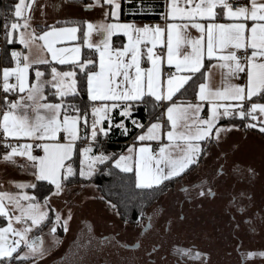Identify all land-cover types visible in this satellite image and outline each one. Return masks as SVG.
<instances>
[{"label": "snow or ice", "instance_id": "obj_1", "mask_svg": "<svg viewBox=\"0 0 264 264\" xmlns=\"http://www.w3.org/2000/svg\"><path fill=\"white\" fill-rule=\"evenodd\" d=\"M32 2L19 0L15 5L14 15L23 23L12 22L10 28L6 25V40L12 43L14 33L23 28L24 32L18 37L21 44L30 47L31 43L41 41L51 61L60 65L71 63L72 68L60 71L52 66L50 80L44 79L46 73L36 68L35 79L30 80L29 68L33 63L49 64L50 61H32L29 55L12 51L15 66L2 69L5 95L0 100V130L5 146L10 148L3 154V160L15 162L16 156L26 157L31 162L35 180L55 186V193L50 192L49 196L58 195L63 183L75 175L72 159L79 141H88L79 148L81 177L92 176L98 165L107 162L119 173L126 174L120 176L105 168L110 175L118 176L121 187H131L142 196L153 197L197 165L200 156L207 155L204 144L210 143L213 136L219 140L221 133L228 130L218 125L219 120L235 116L256 120V114L264 116V103L252 102L254 97L264 99V2L260 0H249V4L235 7L229 0H166V12L161 13L165 26L120 22V0H94L97 6H107L102 21L95 24L84 21L86 28L83 29L79 25L49 26L39 35L35 30L28 33L30 16L25 15V9L30 10ZM218 8L232 22H216L220 14ZM197 18L206 23L196 22ZM176 20L184 22L176 23ZM247 21H252L250 27ZM189 26L200 35L189 36ZM80 31H83V46L94 49L98 59L84 58L79 43L57 47L64 41L78 40ZM93 33L100 36L98 42L90 39ZM119 33L127 37L122 47L112 43V37ZM158 45L160 51L156 52ZM205 57L216 63L209 65V71L202 72ZM145 63L148 67H144ZM165 63L175 70L165 75ZM212 68L220 70L215 85ZM78 73L86 81L87 103L83 108L76 99L80 95ZM241 74H246L244 84L235 82ZM10 77H15L17 83H10ZM48 86L55 89V102H46ZM190 88L194 99L176 102L175 97L187 96ZM8 93H17L16 99H9ZM148 103L153 110L161 108L162 116L145 126L131 116V110L135 104ZM205 108L206 115H202ZM116 109L123 118L115 127L126 135L129 130L125 119H132L135 127L142 130L135 137L139 143L129 145L126 154L114 156L101 151L92 155L93 145L99 142L100 136L106 137L112 130L111 113ZM105 121L108 127L104 126ZM261 124L264 125V121ZM257 126L255 123L246 125ZM260 131L264 132V126H260ZM9 138L17 141L27 138L33 143L13 145L8 142ZM152 141L159 145L156 150L148 143ZM34 147L43 154L34 155ZM16 187L36 189L39 185L16 184ZM205 194L203 190L199 193ZM207 194H211V189ZM49 196H45L41 204L35 193L0 191V217L6 219L0 226V264H25L29 260L37 264L43 258L48 250L43 235L32 236L31 233L43 226L50 212L56 211L48 207ZM107 203L117 209L111 200ZM116 214L120 215L119 211ZM70 219L71 214L62 217L56 212L55 223L49 229L52 238L49 248L59 242L57 225L63 220L60 226L67 232ZM177 252L181 256H192L190 249ZM201 255L207 257L206 253L195 254L197 258ZM259 255L264 256V252Z\"/></svg>", "mask_w": 264, "mask_h": 264}, {"label": "flooded vegetation", "instance_id": "obj_2", "mask_svg": "<svg viewBox=\"0 0 264 264\" xmlns=\"http://www.w3.org/2000/svg\"><path fill=\"white\" fill-rule=\"evenodd\" d=\"M224 180L226 177L222 176L200 177L184 183L176 193L163 191L133 223L121 221L118 227L100 231L89 225L68 240L67 232L63 231L60 249L54 247L37 262L263 264L264 256L259 253L264 252V247L254 246L258 243L257 207L252 209L256 203L248 202L251 195H244L242 191H220L226 189ZM208 189H211L210 195ZM201 190L206 193L204 196L199 195ZM146 224L150 227L144 228ZM244 232L254 239L246 241ZM32 236H40V231H34ZM178 249H190L192 256H181ZM250 252L254 255L248 256ZM196 253H206L207 257L197 258Z\"/></svg>", "mask_w": 264, "mask_h": 264}, {"label": "rangeland", "instance_id": "obj_3", "mask_svg": "<svg viewBox=\"0 0 264 264\" xmlns=\"http://www.w3.org/2000/svg\"><path fill=\"white\" fill-rule=\"evenodd\" d=\"M89 5H95L94 0H91ZM106 8L107 6L103 7L104 11ZM95 20L94 23L102 21L101 19ZM245 110H247V108ZM222 121L228 122L222 123ZM261 121L262 120L258 117L256 120H252L251 117L241 119L239 116L219 120V123L217 122L218 125H224L228 127V130L221 133L219 140L213 136L211 142L207 143V155H205L203 161L200 163V167L190 176L176 180L173 186L166 189L167 191L176 193L179 191L181 185L184 183L187 184L195 178L226 177V180H224L226 189L221 188L220 191H242L244 195H251L248 202L253 201V203H256V205L252 207L253 210L257 207L258 213V231L256 233L258 243L254 244L255 247H264V137L256 131V129L262 126ZM235 122H237V125L231 127ZM252 123L258 126L255 128L246 127V125ZM79 161L80 157L77 161V165L73 164L75 173L77 174H79L80 168ZM249 169H251V171H249ZM73 185L75 186L67 188L62 196L54 197L52 200V204L54 205H51L49 201L48 207L56 210L55 212L49 213V221L46 220L49 224L42 229H40V227L35 228L31 233L32 235L34 231L38 230L40 231V236L43 235L44 246L48 249L43 256L50 250H53L54 247H59L60 244L58 242L54 247L49 248L52 239L49 235V229L55 223L56 212H59L62 217H67L71 214L66 240L71 239L74 233L84 230L89 225H92V228L96 231L107 230L111 228L110 226L118 227L121 225V221L112 212L110 206L99 199L93 184ZM250 211L249 209V214L251 213ZM62 223L63 220L57 225L56 236L58 241L62 239L61 236L64 231L63 227L60 226ZM243 234L246 241L252 238L254 239V237L247 234V232ZM58 249H60V247ZM27 262H25V264ZM44 262L45 261L42 260L37 262V264H44Z\"/></svg>", "mask_w": 264, "mask_h": 264}, {"label": "crops", "instance_id": "obj_4", "mask_svg": "<svg viewBox=\"0 0 264 264\" xmlns=\"http://www.w3.org/2000/svg\"><path fill=\"white\" fill-rule=\"evenodd\" d=\"M18 2H19V0H16V2L14 4L12 16H11V18L7 24L8 28H10V25L12 22L23 23L22 20H19L14 15L15 5ZM260 2H264V0H260ZM26 3H27V0H26ZM89 4L90 3L80 4V3H77V2L72 1V0H33L30 10L25 9V15L30 16L29 24L31 27L28 30V33H30L32 30H35L37 35H39L40 32L48 30L49 26H51V27H67V26L79 25L83 29V28H86V25H84V23H83L84 21H90V22L94 23L95 19L103 20L104 19V9L100 8L99 6H95V5H93L91 8H86L85 6L89 5ZM246 4H249V0H246V3L244 5H246ZM217 11L220 14L217 17L216 22H218V23L232 22L223 16V14L219 8L217 9ZM165 12H166V0H165L164 13ZM109 19H110V17H109ZM6 20H7V16H6ZM119 21L120 22H132V23H135L139 26H143L144 24H148L151 26L159 24L161 26H165V19L163 17L160 21L153 22V23L143 22V21H133V20H120V19H119ZM175 22L176 23H183L184 21L176 20ZM196 22L206 23V21L200 20L199 18H197ZM251 23H252V21H247V24L249 25V27H250ZM5 24H4V28H5L4 34L6 36V25ZM21 32H24L23 28H21L19 31H16L14 33L15 38L12 42L13 46L9 47V50L7 52V56L5 58L7 61L4 62V58H2V61L0 62V100H2V97L5 95V93L3 91L2 69L4 67H14L15 66V61L12 60V58H11V52L12 51H16V52H19L21 54L29 55V57L32 61L43 60V59H48L50 61L49 64L33 63L31 65V67L29 68L30 80L35 79V69L36 68H39L41 71H44L46 73V76L44 77V79H46V80H50V78H51V67L52 66L57 67L58 70H60V71H67V70H71V68H72L71 63L66 64V65H60L58 62L51 61L50 54L46 53V50L43 48V42H41V41L37 40L35 43H31L30 47L25 46L24 44H21L19 42V39H18ZM28 33H26V35ZM187 34L189 36H192V37H196V36L200 35L199 31L195 28H192L191 26H189V29L187 30ZM115 35H122L124 37V43L127 42V37L124 36L122 33L115 34ZM77 36H78V40H76V41H64V42L58 44L57 47H72L76 43L81 44L83 47V31L78 32ZM90 39L92 40V42H98L100 40V36L93 33L92 36L90 37ZM14 43H18L19 46L15 45ZM123 44H122V46H123ZM122 46H120V47H122ZM148 46H151V45H148ZM82 47H81V55H82ZM154 51L159 52L160 46L158 45L156 47V49H154ZM165 51H166V49H165ZM250 51H251V49H249V53H250ZM96 58L98 59L97 54H96ZM20 60H21V62H23V55L20 57ZM145 60H146V58H145ZM215 63H216L215 60L209 61L208 58L205 57L204 72L209 71V65H214ZM144 67H148V64L145 63ZM163 67H164V72L166 70H171V71L175 70L174 67L170 69V66H168L166 63L164 64ZM211 71L213 72V76H214L213 84L215 85L219 81V71L220 70L218 68H212ZM165 75H167L166 72H165ZM9 82L10 83H17L15 77H10ZM235 82L240 83L238 81V79ZM244 83H246V74H245V81L241 84H244ZM54 91H55V89H52L50 86L47 87V89H46V97H47L46 102L47 101L55 102L57 100V98L53 95ZM17 93H18V89H17ZM17 93H8L7 95L9 96V99H16ZM187 99H194V96H192L191 98H184V99L183 98H177L175 100H176V102H180L182 100H187ZM252 102L264 103V99H261L260 97H254ZM0 111H2V109H0ZM113 114L120 115V110H118V109L113 110V112L111 113L112 118L114 117ZM202 115H206V108L202 110ZM256 115L259 119L264 121V116H260L259 114H256ZM161 116H162V111H161ZM162 118L164 120H166V117H162ZM89 119H91V115H89ZM153 120H155V118L148 120V122H146L144 125L147 126ZM104 126L108 127L107 121L104 122ZM144 130L146 131V127ZM165 130H167V129H165ZM141 131L142 130L139 128L138 131L128 140V146L132 145V144H138L139 143L135 140V137L137 135H139L141 133ZM81 135L83 136V131L81 132ZM0 136H3L2 130H0ZM10 139H12V138H10ZM19 143H33V141L28 140L27 138H24V139L19 140ZM99 143H101L100 140L97 144L93 145V152L91 153L92 155L101 152L100 147H98ZM148 143L152 144L153 150H156L159 146L158 143L155 141L148 142ZM165 143H167L166 140H165ZM87 144H88L87 140L79 141L77 150L79 151V148L84 147ZM128 146H127V148H128ZM206 146H207V142L204 144L205 149H206ZM127 148L123 152H121L120 154H126ZM35 149L36 148L34 147L33 148V154L34 155H42L43 154L41 149L39 152H36ZM6 151H10V148H8L6 150H0V191H6V192H10V193H16V192L23 191V192H27V193L32 194L33 188H31V187L24 188V189H18L16 187V184H31V183H38L39 182V181H36L35 177L33 176V169L30 166L31 162L28 161L26 157H21V156L14 157L15 162L4 161L3 160V154ZM204 157H205V155H203V157H201V161L190 172H188L187 174H183L182 179L193 174V172H195V170H197L200 167V163L203 161ZM74 186L75 185L65 186L63 184V190L58 195L53 194V195L49 196L50 204L54 205V204H52V200L54 199V197L56 198V197L62 196L65 193V190L67 188L74 187ZM52 193H55V186H54V190ZM40 202L43 203V201H40ZM2 219H3V222L0 223V226H3V224L6 223V219L3 217H2ZM18 226H20V225H17V227Z\"/></svg>", "mask_w": 264, "mask_h": 264}, {"label": "trees", "instance_id": "obj_5", "mask_svg": "<svg viewBox=\"0 0 264 264\" xmlns=\"http://www.w3.org/2000/svg\"><path fill=\"white\" fill-rule=\"evenodd\" d=\"M80 4H88L91 3V0H72ZM16 0H0V36L2 27L8 24L12 11L14 8ZM165 8V0H121V10L119 19L120 20H133V21H143V22H157L162 19L161 13H164ZM6 15L7 20L4 22L2 16ZM112 43L114 46L120 47L124 43V37L122 35H114L112 37ZM19 46L18 43H14ZM13 46L12 43H8L5 34L3 35V53L2 58H4V62L7 61L5 58L7 56V52L9 47ZM82 56L84 58L95 57L96 53L94 49H88L86 46L82 47ZM204 72V67L201 70ZM77 79L79 80V88L80 95L77 96V102L80 103L83 108L87 103V92H86V81L84 77L78 73ZM200 82L199 74L197 83ZM195 85L192 86L194 88ZM192 88L189 89V94L187 96L177 95V98H191ZM114 117L113 122L114 126L109 134L105 136H100L99 143L100 150L105 154H111L114 156H118L121 152H123L128 146V140L138 131L139 128L135 127L132 119H125V125L128 128V133L123 134L122 129L115 127V124L118 123L123 117L118 114H113ZM131 116L134 117L137 121L142 124L148 122V120L156 118L157 116H161V108H156L153 110L152 104H135L131 110ZM263 121V120H262ZM226 123L228 121H222V123ZM219 123V122H218ZM237 125V122L234 123ZM264 126V125H262ZM256 131L264 137V132L256 129ZM97 146V145H96ZM79 151L76 150L75 155L73 156L72 163L77 165V161L79 160ZM203 157V155L201 156ZM201 157L199 158V162L201 161ZM196 166V165H195ZM195 166H192L190 170H186L187 174L190 172ZM119 173L118 169H114V167L107 163L105 165H98V170L93 173L90 177H81L79 174L75 173L73 177L69 178V181L64 182L65 186L73 185V184H93L98 193L99 199L103 201L105 204H108L107 201L111 200L112 203L117 205V209H112V212L116 215V217L122 221L127 223H133L137 220V217L142 216L146 208L152 203V201L163 191L173 186L176 180L182 179L183 174L178 178L174 179L167 187L155 194L153 197L142 196L136 192L133 188H123L119 184L118 176L110 175L108 171ZM120 176H124L126 174L119 173ZM39 185L38 188L33 189V193L36 194L39 201H43L45 196H49L50 192H53L54 186L50 185L47 181H39L37 183ZM104 197V199H101ZM109 205V204H108ZM119 211L120 215H117L116 212ZM49 221V220H48ZM48 221H45L43 226L40 229L44 228L49 224ZM3 222L2 217H0V223ZM38 231V230H37ZM15 264V262H14Z\"/></svg>", "mask_w": 264, "mask_h": 264}, {"label": "built area", "instance_id": "obj_6", "mask_svg": "<svg viewBox=\"0 0 264 264\" xmlns=\"http://www.w3.org/2000/svg\"><path fill=\"white\" fill-rule=\"evenodd\" d=\"M230 3H232L235 6H241V5H244L246 3V0H229ZM4 22L6 20V15L3 14L2 16ZM5 33V28L4 26L2 27L1 29V36H0V62L2 61V53H3V35ZM240 54L243 56L244 53H243V50H241ZM166 73L169 72V70H166L165 71ZM238 81L240 83H243L245 81V74H241L240 78H238ZM8 142L15 145L17 143H19V141L17 140H14V139H8ZM8 149L6 146H5V137L3 136H0V150H6ZM36 152H39L40 149H35Z\"/></svg>", "mask_w": 264, "mask_h": 264}]
</instances>
